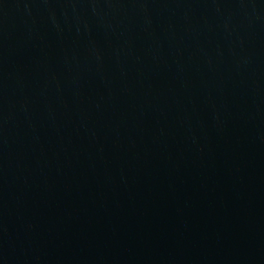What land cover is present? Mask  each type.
<instances>
[{
	"label": "water",
	"instance_id": "obj_1",
	"mask_svg": "<svg viewBox=\"0 0 264 264\" xmlns=\"http://www.w3.org/2000/svg\"><path fill=\"white\" fill-rule=\"evenodd\" d=\"M0 264H264V0H0Z\"/></svg>",
	"mask_w": 264,
	"mask_h": 264
}]
</instances>
